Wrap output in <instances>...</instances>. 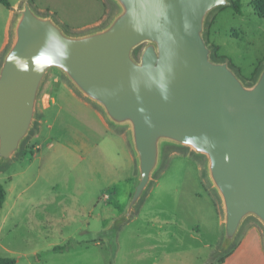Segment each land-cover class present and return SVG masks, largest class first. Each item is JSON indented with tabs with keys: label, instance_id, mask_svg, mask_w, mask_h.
Segmentation results:
<instances>
[{
	"label": "water",
	"instance_id": "1",
	"mask_svg": "<svg viewBox=\"0 0 264 264\" xmlns=\"http://www.w3.org/2000/svg\"><path fill=\"white\" fill-rule=\"evenodd\" d=\"M111 1L106 23L68 34L23 0L0 64V163L20 151L41 86L55 71L127 129L138 174L113 227L140 201L163 146H187L207 158L221 200L220 249L227 251L248 218L264 228V62L247 85L228 60L212 59L206 17L229 0Z\"/></svg>",
	"mask_w": 264,
	"mask_h": 264
},
{
	"label": "rangeland",
	"instance_id": "2",
	"mask_svg": "<svg viewBox=\"0 0 264 264\" xmlns=\"http://www.w3.org/2000/svg\"><path fill=\"white\" fill-rule=\"evenodd\" d=\"M8 1L9 9L0 2V64L12 42V27L23 3V0ZM29 2L35 12L51 15L68 34L87 31L92 26L77 29L97 18L100 24L96 26L100 27L115 11L111 0ZM258 12L264 15V0H241L240 14L222 5L207 15L204 26L207 44L218 42L221 51L248 78L249 72L264 62V17ZM141 48L142 45L135 49V56ZM242 80L247 85L254 82ZM57 82L67 83L65 77L50 71L36 101V116L26 137V152L19 151L6 163H0V182L6 189L8 201L6 206L0 207V221H5L0 228V256L15 257V264H203L205 256L209 257V263L225 253L220 249L223 226L218 224L219 215L223 222L221 200L208 178L207 158L187 146H163L160 164L149 186L128 219L113 231V222L126 212L137 181L135 155L132 187L124 191L103 188L108 175L101 168L105 160H114L115 155L106 152L101 156L96 150L84 152L78 148L74 127L84 129L89 119L66 100L62 110L57 111L55 106L47 110L39 144L45 98L55 89L52 83ZM49 123L51 129L47 127ZM122 130L128 135L126 128ZM99 190L102 197L96 200L100 203L95 214L103 218L99 209L103 203L101 208L105 209L106 219L102 227L107 223L109 226L101 234L108 232V242L76 246L74 244L80 241L78 237L84 234L80 231L81 219ZM15 192L22 193L24 204L19 215L13 212ZM210 197L214 209H211ZM141 209L140 216L131 219ZM250 219L254 218H248L243 226ZM46 220H52V225L45 226ZM93 223L90 221L87 227L92 229ZM196 223L201 226L197 227ZM241 229L231 247L236 244ZM89 234L93 238L98 235L97 231ZM69 236L74 237L68 239ZM204 241L215 245L207 248L202 244ZM65 244L73 246L62 249Z\"/></svg>",
	"mask_w": 264,
	"mask_h": 264
},
{
	"label": "crops",
	"instance_id": "3",
	"mask_svg": "<svg viewBox=\"0 0 264 264\" xmlns=\"http://www.w3.org/2000/svg\"><path fill=\"white\" fill-rule=\"evenodd\" d=\"M98 24H100V21L97 18L95 19L94 22L86 26H83L82 28L77 29V30L84 29L87 26H90V27L92 26L91 28L87 29L88 31V30L97 28L98 26L96 25ZM217 44L220 46V50H219L220 53L226 55L225 53L221 51L222 49L221 45L218 42ZM52 84H55V85H52V87H54L55 89L51 92L50 96H47L45 98V101H46L44 103L45 104V108H44L45 117L42 121L41 133L38 136L39 144H40V137L42 136L43 131H44V124L46 123L47 110L51 108L52 106L53 107L55 106V109L57 111L62 110L64 108V105H63L64 100L69 101L76 109L80 110L84 115L86 114L89 119V122H87V126H85L84 129L81 128L83 126L74 127V133H76L75 143L77 144L78 148L84 152H90L92 150H96L97 152L100 153V155L106 152H109L110 154L115 155L114 160H111L110 158L105 160L104 161L105 165L104 167L101 168L102 170L104 168L105 174L108 175L106 177L107 180L105 181V184H104L105 186L103 188L107 190L111 189L112 191L113 190L117 191L118 189L119 190L122 189L123 191L130 189L133 185V177H134V152L130 144L127 133L124 130H122V128H118L112 125L107 120L102 110L94 102L90 101L89 99L81 95L69 83V81H67V83L57 82V83H52ZM47 127L51 129L52 124L51 123L47 124ZM39 151H40V148L38 149V152ZM105 158L106 157L104 155V159ZM101 189H102V185H100V190ZM100 190L97 193H95L93 197L91 198V204H90L91 207L90 209H88L87 214L83 215L84 219H81L82 224L80 225V231H83L84 234L78 237L80 241L74 244L76 246L79 245L82 247H87L91 244L102 245L103 243L108 242L107 241L109 239V235L107 234L108 232L103 235L101 234L102 232H105V230H107L109 226V224L107 223L104 227H102L103 222L106 219L104 217L105 209L101 208L103 203L100 205V208H99L101 209L100 214H103V218H97L96 217L97 214H95V212L97 211V206L100 203V202L97 203L96 200L102 197ZM21 194H22L21 192L19 193L15 192V195H14V201H16V207H15V211L13 212L16 213L15 215H19L21 210L24 209L23 200H21ZM5 200L3 202L4 205L2 204V206L7 205L8 201H7L6 196H5ZM210 202L212 203L211 209L212 208L214 209V203L211 197H210ZM142 211L143 210L141 209V211L136 213L134 217H132L131 219L138 218L140 216L138 214H141ZM7 212L8 210L6 209L5 214ZM85 216L87 218H85ZM93 217H96V218L93 220ZM90 221L92 223L94 221L93 223L94 227L92 229L87 227ZM4 222H2V220L0 221V228ZM52 223H53L52 220L50 221L46 220L44 222L45 226H51ZM218 224L219 226H222L220 215L218 216ZM196 226L200 227L201 223H196ZM110 230H113V229L110 228ZM91 231H97L98 233L97 237L93 238L92 236H90L89 233ZM113 231L116 232V229ZM118 231H117V234H118ZM199 231L201 230L199 229L197 233ZM263 231H264L263 227L258 221H256L255 219H250L249 221L245 223V225L241 229V233L239 235V238L236 244L232 248L230 254H228L225 257L223 262H214V260H211L208 263L207 261H209V257L205 256L204 258L205 260H203L202 263L203 264H210V263L211 264H264ZM117 234H116V239H117ZM73 237L74 236H69L68 239L73 238ZM116 239L114 242L115 244H116ZM202 244L203 246H206L207 248L215 245L214 242L211 243V242H206V241H204ZM112 245L113 247L115 246L114 244ZM71 246L69 244H65L64 248L62 249H69V247ZM55 247H57V245L54 246V249Z\"/></svg>",
	"mask_w": 264,
	"mask_h": 264
},
{
	"label": "trees",
	"instance_id": "4",
	"mask_svg": "<svg viewBox=\"0 0 264 264\" xmlns=\"http://www.w3.org/2000/svg\"><path fill=\"white\" fill-rule=\"evenodd\" d=\"M230 3L228 6H230L233 10L234 13L236 14H240L241 13V0H229ZM0 2L6 7V8H10L11 4L8 0H0ZM252 6L255 8L256 4L254 2H252ZM258 15L262 18L264 17V15L261 12H258ZM212 48V53H211V57L213 60L216 61H221V60H228L229 64L232 67H235L238 75L244 79V80H249L251 82L254 81V79L256 78L261 66H262V62L261 65L259 67H254L253 70L250 73V78H248L244 73H242V71L240 70V68H238L237 66H235L233 64V62L229 59L228 56L220 53V46L215 43V42H208ZM28 138V137H27ZM27 138L25 141H23L22 145H21V149L20 152L21 153H25L26 152V144H27ZM31 152V151H30ZM5 196H6V189L4 187V185L0 182V207L2 206L4 200H5ZM234 246H232L228 251H226L225 253L221 254L217 259L214 260V262H223L225 257L230 254L232 248ZM56 249V248H55ZM16 263V258L12 257V256H0V264H15ZM211 264V263H210Z\"/></svg>",
	"mask_w": 264,
	"mask_h": 264
}]
</instances>
